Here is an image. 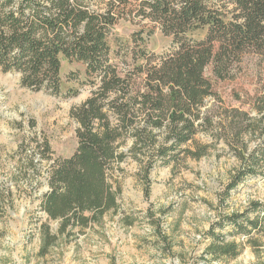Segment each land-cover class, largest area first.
<instances>
[{"label":"trees","instance_id":"trees-1","mask_svg":"<svg viewBox=\"0 0 264 264\" xmlns=\"http://www.w3.org/2000/svg\"><path fill=\"white\" fill-rule=\"evenodd\" d=\"M122 20H136L139 28L126 40L112 39L123 48L119 71L111 63L110 41ZM155 32L172 41L161 56L146 48ZM199 33L203 38L193 39ZM250 52L264 54V0H0L3 72L18 73L23 88L69 99L79 88H62L61 62H77L85 67L78 85L92 89L70 112L78 124L73 154L53 160L44 173L35 153L28 160L32 176L44 174L48 185L40 209L58 225L56 233L41 225L44 247L117 208V177L127 159L137 165L146 198L157 168L198 160L219 144L238 162L223 200L248 179L264 181V106L255 116L223 107L205 75L212 65L223 80ZM37 150L48 159L47 143ZM263 223L259 202L220 218L208 232L212 242L205 254L238 255L237 245L215 228L229 225L235 235L248 237L261 233ZM152 224L160 234L159 220Z\"/></svg>","mask_w":264,"mask_h":264},{"label":"rangeland","instance_id":"rangeland-1","mask_svg":"<svg viewBox=\"0 0 264 264\" xmlns=\"http://www.w3.org/2000/svg\"><path fill=\"white\" fill-rule=\"evenodd\" d=\"M138 28L136 20H122L114 27L110 59L119 71H123V48L112 39L126 40ZM203 36L195 34L193 39ZM146 42L149 52L161 56L170 50L172 41L155 32ZM60 74L63 89L79 88L76 97L63 99L31 91L21 87L18 73L0 69V264H264V229L243 237L235 235L229 225L221 231L215 228L214 233L225 242L237 245L238 255L213 259L205 254L214 223L242 213L251 202L264 203L260 179H248L223 200L238 162L222 144L198 160L187 158L176 167L157 168L150 176L148 198L136 176L137 165L127 159L117 177V208L74 235L59 236L45 248L41 225L47 224L51 233L57 232L58 225L46 221L40 209L48 185L44 174L32 176L28 160L35 153L44 173L53 160L73 154L78 124L70 112L92 91L78 85L85 77L81 63L63 60ZM205 75L223 107L255 116L264 106V54L243 55L223 80L213 75L212 65ZM43 143L50 148L48 159L39 158L37 146ZM129 146L128 141L120 149ZM157 220L160 234L152 224Z\"/></svg>","mask_w":264,"mask_h":264}]
</instances>
